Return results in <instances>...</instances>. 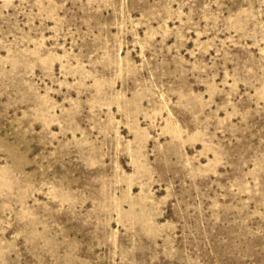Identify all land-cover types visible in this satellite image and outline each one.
Instances as JSON below:
<instances>
[{
	"label": "rangeland",
	"instance_id": "obj_1",
	"mask_svg": "<svg viewBox=\"0 0 264 264\" xmlns=\"http://www.w3.org/2000/svg\"><path fill=\"white\" fill-rule=\"evenodd\" d=\"M0 264H264V0H0Z\"/></svg>",
	"mask_w": 264,
	"mask_h": 264
}]
</instances>
